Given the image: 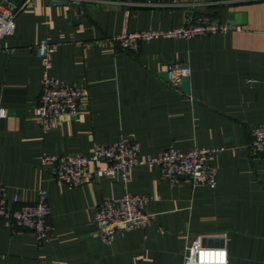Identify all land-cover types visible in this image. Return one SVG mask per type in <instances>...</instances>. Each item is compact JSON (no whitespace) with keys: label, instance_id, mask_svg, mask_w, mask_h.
<instances>
[{"label":"crops","instance_id":"1","mask_svg":"<svg viewBox=\"0 0 264 264\" xmlns=\"http://www.w3.org/2000/svg\"><path fill=\"white\" fill-rule=\"evenodd\" d=\"M22 3L24 0H14ZM166 7L124 0H34L16 20L0 52V180L12 201L34 203L41 189L52 233L40 244L30 231L0 224V264H185L199 240L227 250L228 264H264V156L251 148V129L264 125V0H167ZM232 25L214 36L159 38L138 53L110 41L124 33L169 30L190 11ZM57 46L52 75L85 82L87 106L44 132L37 117L42 39ZM171 63L191 69L190 92L168 80ZM131 138L141 156L174 148H216L217 186H172L158 166L131 170L129 183L103 177L79 187L59 184L45 155L90 156L97 144ZM145 195L153 222L102 242L95 223L104 198Z\"/></svg>","mask_w":264,"mask_h":264},{"label":"built area","instance_id":"2","mask_svg":"<svg viewBox=\"0 0 264 264\" xmlns=\"http://www.w3.org/2000/svg\"><path fill=\"white\" fill-rule=\"evenodd\" d=\"M62 2L63 0H50ZM34 0L22 3L14 0H0V52L10 53L12 49L4 40L15 33L16 20L20 13ZM127 5L166 7L167 0H124ZM232 29H240L223 23L217 15L206 11L193 10L186 14L185 24L169 30H143L124 33L110 41L123 50L138 53L143 42L159 38H184L214 36ZM57 46L48 39H42L35 50L43 65L41 91L37 117L44 132L65 117L80 115L90 100V91L85 82H66L52 75L53 55ZM169 82L178 87L184 78H190L191 69L187 65L171 63L167 70ZM4 115V112H0ZM250 148L255 155L264 156V125L251 129ZM220 150L196 147L181 151L168 149L156 156H141L140 144L131 138L97 144L90 156L79 153L45 155L43 165L53 167L54 179L59 184L79 187L108 177L115 181L129 183L131 170L138 166H158L161 176L172 186H180L185 179L194 186H217V169L211 164V156ZM9 187L0 180V224L15 233L32 232L38 242H46L51 233V207L47 192L39 191L34 203H22L19 196L11 201ZM150 198L145 195L128 193L119 198H104L98 205L95 223L102 242L113 244L117 234L133 229L146 228L153 222V216L146 213L145 207ZM223 253V255H221ZM185 264H228L227 250L223 247L209 248L199 239L189 250Z\"/></svg>","mask_w":264,"mask_h":264},{"label":"water","instance_id":"3","mask_svg":"<svg viewBox=\"0 0 264 264\" xmlns=\"http://www.w3.org/2000/svg\"><path fill=\"white\" fill-rule=\"evenodd\" d=\"M57 4H61L62 2H54ZM230 19L232 20V25L235 24H245L246 23V16L245 14H232L230 16ZM179 88H181L182 90H184L185 92L189 93L190 92V79L189 78H184L181 82V84L179 85Z\"/></svg>","mask_w":264,"mask_h":264},{"label":"snow or ice","instance_id":"4","mask_svg":"<svg viewBox=\"0 0 264 264\" xmlns=\"http://www.w3.org/2000/svg\"><path fill=\"white\" fill-rule=\"evenodd\" d=\"M221 255H223V253H221Z\"/></svg>","mask_w":264,"mask_h":264}]
</instances>
